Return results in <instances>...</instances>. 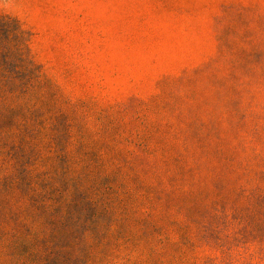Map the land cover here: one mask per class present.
<instances>
[{"label": "rangeland", "instance_id": "374dc122", "mask_svg": "<svg viewBox=\"0 0 264 264\" xmlns=\"http://www.w3.org/2000/svg\"><path fill=\"white\" fill-rule=\"evenodd\" d=\"M0 264H264V0H0Z\"/></svg>", "mask_w": 264, "mask_h": 264}]
</instances>
